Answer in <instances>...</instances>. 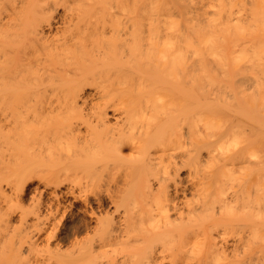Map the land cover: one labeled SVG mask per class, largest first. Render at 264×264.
I'll use <instances>...</instances> for the list:
<instances>
[{
    "label": "bare ground",
    "instance_id": "1",
    "mask_svg": "<svg viewBox=\"0 0 264 264\" xmlns=\"http://www.w3.org/2000/svg\"><path fill=\"white\" fill-rule=\"evenodd\" d=\"M173 1L0 0V163L77 151L72 170L44 174L56 208L87 199L83 183L58 193L59 177L116 171L103 189L117 220L95 217V238L68 252L59 240L45 264H264V0L246 21H186L178 46ZM254 69V87L236 81Z\"/></svg>",
    "mask_w": 264,
    "mask_h": 264
},
{
    "label": "rangeland",
    "instance_id": "2",
    "mask_svg": "<svg viewBox=\"0 0 264 264\" xmlns=\"http://www.w3.org/2000/svg\"><path fill=\"white\" fill-rule=\"evenodd\" d=\"M190 1L191 0H174L172 3H168L163 8L169 13H166L169 22L167 33L171 41L175 42L176 46L181 45V42L179 41L180 37L177 38L180 34L192 39V32L190 31L191 28L188 27V22H186L188 20H193L195 23L198 22L200 26L205 27L210 25L207 16L217 17L218 22L220 20H225L226 18L229 20V18L235 16H238L242 21H246L248 19V10L250 6L248 0L240 2L235 0H227L224 2L211 0L206 5H202L200 7L197 6L193 13L188 12V8L191 5ZM192 1L195 2L197 0ZM227 8L232 9V12L228 15H226V13L229 12ZM214 10L220 11H217L215 14H213L212 12ZM49 12L54 13L53 10H50ZM218 22L211 24L216 30L221 27ZM63 34L64 31L62 29H53L51 33H49V35H54L56 37L62 36ZM17 42L18 41L16 39L10 38L11 46H15ZM182 48L186 53H191V51L186 50L184 47ZM245 64L246 62L243 63V65ZM248 68L249 67L245 68L244 71L248 70ZM258 70H250V72H247V76L237 75L236 81L238 82V80H240L243 86H248L247 88L251 89L254 87V83L250 81H252L253 74L257 76V74L260 73ZM248 91L250 92V90ZM170 105L173 104L169 103L168 106ZM174 113L175 110L173 109V106H171L167 113V124L165 125L166 132L171 131L170 125L168 123L171 122L170 118ZM111 122H113L112 118L110 119V123ZM81 130L83 132L84 128ZM78 145L80 146L81 143ZM127 148V146L123 148L124 154H132ZM18 149L19 151L25 150L24 146H20ZM69 149L71 150L69 151V155L66 153V151L60 155L53 154L51 157L52 159L48 156L46 158L44 157V162L42 160L43 163H39V166H36L35 163L34 165V161H32V164H30L29 162L31 161L28 160V162L27 160L24 161L20 159L16 161H10L9 163H0V264H45L41 261L42 257L48 255L53 256L55 253V244L59 240L62 241V251H76L79 246L78 244L84 241L85 238L88 236L95 238L97 236L96 227L98 224L96 218L104 219L106 216H113V219L117 220L118 216L114 212L112 213L114 207L110 203V199L104 190L105 186L103 185V183H105V178H110L116 172L114 171L115 169L109 171V169L112 168H109L110 166L108 165L107 168L109 169L105 171L103 170L104 173L103 171L101 172V175L104 176L105 174L104 177H100L102 182L99 180V176L95 174L96 170H89H94L92 167L89 169L86 168L89 170L88 172H85V170L79 171L77 176L74 175L75 177L71 174L66 178H63L62 176L59 177L58 180L62 181L61 183L63 185L59 186L60 189H58V193H60L62 190H65V188L75 185V193L78 194L79 186L77 187V185L79 183H83V185L85 184V187L87 186V189H85L84 192L82 190L80 193H85L87 199L85 204L84 202H81L80 199H77L78 201L75 200L76 202L73 201L72 203L73 199L71 196L61 197V206L56 208V204L52 201L53 199L50 195L51 187L44 186L46 183L45 181H47L49 178L47 177L46 179L45 175L51 170H58V168L72 170V168H68V166L75 165L79 160H81V156L77 153V151L73 150L72 147ZM47 158H49V161ZM105 172L109 173L106 175ZM37 173H39V175L41 173L42 174L38 176ZM85 180L86 183L89 182L88 184L90 185H86ZM97 184L101 186L99 187L100 192H98V189H93L96 186L98 188ZM156 184L157 183H155V185ZM79 189L81 190V188ZM251 193H254V191ZM187 196L189 197L190 194L188 193ZM143 199L144 198L142 196L136 194L128 197L127 200L131 202L137 200L138 203H142ZM70 203H72V213H70L71 210L68 206ZM140 212L141 210H139L138 213ZM144 213L145 212L142 214ZM145 225L148 226L149 222H146ZM25 230L28 232V234H30L29 236L31 238L29 237V241L26 239L27 241L23 242L20 240V233L24 232ZM229 231L231 230L229 229ZM229 231L227 230V232ZM237 232L239 233L240 230H237ZM226 235H232V237L237 236V234L233 235L230 234V232ZM22 240H24V238ZM174 244V240H171L169 243V245L172 246ZM137 248V246H133L129 249ZM49 264H54V262L52 261ZM163 264L167 263L164 262Z\"/></svg>",
    "mask_w": 264,
    "mask_h": 264
}]
</instances>
